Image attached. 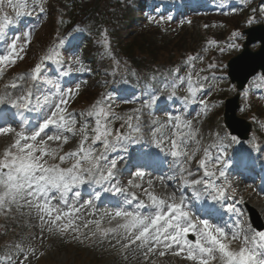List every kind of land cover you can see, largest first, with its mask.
<instances>
[{"label": "snow or ice", "instance_id": "6c2138e0", "mask_svg": "<svg viewBox=\"0 0 264 264\" xmlns=\"http://www.w3.org/2000/svg\"><path fill=\"white\" fill-rule=\"evenodd\" d=\"M9 3H11V0H9ZM32 5L38 8L41 13L45 11L42 0H32ZM28 7V0H17L14 5L16 17L23 14L30 15V12H26ZM15 22L7 14L0 15V36H3L5 29ZM251 22L252 18H249L248 23ZM232 35L234 38H239L240 36L237 32ZM30 36V33H25V45L19 48L17 47V41L13 40L8 45L10 51L7 54L0 55V76L3 75L7 66H15L17 60L25 58V47L31 43ZM100 37L99 43L102 44L106 55L111 57L112 52L106 31H102ZM64 43L63 39L59 40V46ZM208 43L212 44L215 42L209 41ZM230 46L237 47V45ZM21 53H24V55H21ZM43 59L58 64L63 63L61 54L56 47L50 48ZM187 59L193 60L194 58L188 57ZM74 62L77 64L81 63L79 57H76ZM41 67V63L35 64L31 69L30 77L21 73L16 77L15 81L10 85H6V87H11L12 89L22 87V84H18L16 81H37ZM208 67L214 68L215 65L210 64ZM79 70H85L82 64ZM88 70L90 71V69ZM196 75L199 78V73ZM46 83L59 92L60 85L58 83L50 79ZM33 86V84H29L24 94L10 100L11 107L22 111L29 110L33 96ZM79 87L77 85L76 89H68L67 92L62 93L59 102L54 103L50 113L46 115V118L39 124L38 129L33 131L31 135H27L23 129L15 130L10 126H0V136H7L13 132L15 135L13 142L5 148L2 156H0V212L6 215L13 206L18 209L28 208L30 212L35 211L41 233L47 232L63 237L70 232L73 234L72 238L81 243L83 242L81 236L84 239L96 236L101 238L111 237L120 246V251H131L134 258L135 254L139 253L143 257L145 264H149V262L154 264L151 261V257L157 254L161 258L166 257L168 254L175 257L183 256L184 259L192 261L193 264H213L217 260L221 264H264V231H253L250 225L239 224L236 231L229 233L222 227L210 225L208 220L205 219H199L198 222H194L192 215L185 210L186 205L183 194H181L179 202H177L175 194L169 196L168 199H164L145 189V195L150 201V207L155 210L153 214L145 215L139 211L128 210L106 211L100 215L99 219L87 220L82 226L83 229H89V226L94 227L86 233L83 232L81 225L76 223L80 219L78 214L82 209L68 203V194L85 183L102 184L105 181L114 179L117 162L115 159L109 161L107 152L115 151L121 141H128L129 143H137L138 141L134 137L121 135L119 131L115 133L114 140L109 139V137L113 136V131L105 121L108 117L115 116V114L111 112L110 106H105L106 102L111 98L103 97L101 100L96 101L91 106V110L86 113L89 118L95 117V127L92 129L94 135L91 137V144L85 147L90 136L87 131L88 124L84 123L79 128L82 138L79 142L78 150L57 156L59 148L50 147L48 142L56 141L66 144L69 141V136L65 133L75 134L77 120L72 114L67 113L66 107H62V105L66 106L68 104V100L63 97L68 96L71 98L78 92ZM171 87L175 89L176 83L173 82ZM188 93L192 97L196 94V90L191 85V77H189ZM172 95H175V92ZM150 97V100L145 103L146 107L155 104L159 99L154 93H151ZM4 100V96H0V104L4 103ZM201 103L203 104L204 101H201ZM51 104H53V101L46 95L43 98V104L37 98V105L32 110H42L45 105ZM81 115L83 116L85 113H81ZM116 118L118 119L119 117ZM136 119L138 120L139 117H136ZM174 119L176 131L174 132L175 138L170 141V154L172 157L177 158L179 171L183 179V173L186 169L183 167V162L180 158L186 157L187 162H191L198 148L193 149L189 153L187 149L188 142L192 140L199 144V141L196 139V132L192 129V121L182 120L180 116H176ZM129 120H131V117H129ZM50 126L55 128L54 134L47 135L46 139L42 138L41 134L45 133V130L49 129ZM128 127L134 132H139V128L133 127L131 123L128 124ZM184 128L189 129V131L185 133L182 130ZM38 138L40 139L38 140ZM235 139V137H232L233 141ZM97 142H101L103 146V151L100 154H96L95 151L94 145ZM121 147H123L124 151H127L126 145H121ZM46 157L52 160L58 159L59 163L48 164ZM69 159L74 162L67 168L61 167ZM210 159L209 150L204 149V158L199 160L198 164L201 169H204L203 175L205 177L215 175L214 172L207 170V162ZM219 160V156L216 157L217 164ZM101 162L104 163L102 164ZM144 175L143 171L134 173V176L139 178H143ZM188 175L191 176L192 173L189 171ZM219 175L221 177L225 175L222 168L219 170ZM189 183L193 186L203 184L205 190L211 189L216 193V195H212L213 200L223 199L226 195L224 188L217 187L212 181L200 179L190 182L184 181V186H189ZM129 184H132L131 180ZM134 186L140 187L139 184ZM112 188L116 192L124 191V189L115 185ZM109 190L111 189H104V191ZM53 191L59 194V201L65 205L66 210L53 204V198L49 195ZM79 195V192H75V197H79ZM96 197H99V192L96 193ZM193 197L199 199L200 194L194 190ZM136 199V194L131 193V200H128V203ZM91 205V200L86 202V206ZM138 207H145L144 202L141 201ZM227 210L233 211L231 206ZM105 220L110 225L113 224V221L118 222L113 226L102 227V222ZM190 233L195 236L194 241L188 239ZM234 240H240L238 251L231 250L230 244ZM13 247L22 256L18 264H27L29 256H35V249H26L21 243H16ZM0 264H16V262L11 255H7L0 258Z\"/></svg>", "mask_w": 264, "mask_h": 264}, {"label": "rangeland", "instance_id": "374dc122", "mask_svg": "<svg viewBox=\"0 0 264 264\" xmlns=\"http://www.w3.org/2000/svg\"><path fill=\"white\" fill-rule=\"evenodd\" d=\"M8 15L16 21L15 23L17 25H21L23 29L24 28L31 29V27H28L29 23L27 24V21H24L20 16L15 17L14 12H11L8 10ZM218 25H221V24L218 23ZM222 27L225 28V26H222ZM38 28L39 29L36 28L37 30L35 33H33V31L31 30L26 33H30L31 34L30 38H33L34 36H37L38 33H43V30L46 29V26L44 24H41ZM218 29L219 28L217 26V28H214V31H217ZM19 37H20V34L15 35L13 38L11 37L10 38L11 42L13 40L17 41ZM21 38H22V43H25V40H23V38H25L24 34L21 36ZM232 41H236L235 44L237 45L238 40L233 39ZM9 44H7V48ZM24 45L22 44L21 46H24ZM44 45L45 44H41L38 41H35L34 43H31L30 45H27L25 47V52H26L25 58L23 60H17V64L20 67L19 69L20 71L31 66L29 63H30V59L33 57L32 52L35 50H43ZM251 48L254 49L253 47ZM238 49H239V46L235 47L231 51L227 49L226 53L231 55L233 53H236ZM5 50H6V47H5ZM21 55H24V53H21ZM9 66L12 67L11 65ZM77 85H75V87L72 86L71 89H76ZM79 86H80L79 90L82 91L84 87H82L81 85ZM64 97L65 99L68 100V104H69V103H72L75 95L71 96V98H69L68 96H64ZM258 99L256 98L255 105H257L258 107H264V102ZM51 105H48V107ZM262 112L263 111L261 110V113ZM37 114L38 113L36 112V115ZM167 117L165 115L159 114L158 116H156L155 119L157 121H161V122H164L165 124H168L169 121ZM217 124L220 126L219 121L217 122ZM79 126L80 124L77 123L75 126L76 128L75 134L65 133L66 135L69 136L68 143L63 144L62 142L51 141V142H48L49 146L52 148L62 147L61 151L63 152V154L69 151H77L79 148V139L81 137V133L79 132ZM108 126L113 131V125L109 124ZM3 127H6V126L4 125ZM149 128H150V125L148 124V129ZM13 133H9L7 136H0V155L3 154V151L5 150V148L8 145H10L15 139V136ZM28 135H31V134L28 133ZM47 135H52V134H43L41 137L46 139ZM156 135L158 136V138H161L162 136L164 138H168L167 127L160 128V135H158V131L156 130L150 133V136H156ZM39 139L40 138H38V140ZM164 143L168 145V140H166ZM262 145H263L262 147L264 148V143ZM46 159L48 161V164H51L52 159L47 158V157ZM121 160L122 159L119 158L116 161L117 167L121 163ZM134 173L132 172L125 173L123 177H121L118 180V188L124 189L123 192H129L130 194L135 193L139 201H143L147 197L145 195V191H144L145 189L153 193H156L157 196L159 194L160 197L166 198V199H168L169 196L174 194V191H172L169 187L165 186L163 183L160 182L161 183L160 185H156L158 184V181H160L161 179L155 180L151 178V176L148 174H145L143 178H139V177H135ZM130 180L132 181L131 185L129 184ZM232 181L233 183L232 184L230 183L229 185L234 189V192L236 194H239L242 185L236 182L235 180H232ZM137 184H139L140 187L134 186ZM75 191L79 192L78 190L74 189L73 192ZM69 194H68V197H69ZM75 207L82 209L81 212L78 214L80 216V219L76 221V223L81 225V227L87 220L99 219L100 215L106 212L105 210H98L91 206H89L90 208H88L86 204H82V203L79 205L78 204L75 205ZM114 211H116V209L108 210V212H114ZM11 218H12V221H10V227L12 228L13 225H16V226H15V229L12 231V233H7V236L10 237L11 239L8 241L9 242L8 246H0V252L3 254L6 252L7 253L9 252L10 255L13 257V260L16 262V264L19 262L20 259H22V256L13 247L14 244L16 243H21L22 246L26 249H35V256L30 255L28 261H33L32 263L37 262L36 264H46V263L47 264H74V263L76 264L77 262L78 264H81L82 262L85 264H145L143 257L140 256L139 253H136L135 258H134L133 253L131 251L129 252L120 251V246L116 244V241L111 239V237L101 238L100 236H96L94 238L84 239L83 236H81V240H83V242L81 243L77 240H74L72 238L73 234L70 232L63 237L52 235L47 232L41 233V229L38 226L39 220L36 216L35 211L30 212L28 208L18 209L16 208V206H13L11 208ZM116 222L118 221H113V224L110 225L107 222V220H105L102 222V227L113 226ZM93 227L94 226H89V229H83L82 227V231L86 233ZM39 257L41 258L38 260ZM169 257L171 258L174 257V259H176V257L171 254H168L166 256L167 259H169ZM178 258H180V261L187 262V264H193L192 261H188L184 259L183 256L178 257ZM161 259L162 258L159 257L158 254L153 255L151 257V261L154 262V264H160ZM149 264H151V262H149ZM216 264H219V263H216Z\"/></svg>", "mask_w": 264, "mask_h": 264}, {"label": "trees", "instance_id": "16d2710c", "mask_svg": "<svg viewBox=\"0 0 264 264\" xmlns=\"http://www.w3.org/2000/svg\"><path fill=\"white\" fill-rule=\"evenodd\" d=\"M80 4L85 9H89L93 5L95 7L94 11L97 14H100L102 18L101 24L112 25V20L110 15L111 14L117 15L119 14V11L122 12L123 17H117L115 18V20L127 19L126 15H124L125 11L122 10L120 4L119 3L115 4L113 0H80ZM111 6L115 7L114 12L110 11ZM123 25L127 29V31L126 33H122V37L123 40H127V41L123 42L118 46L119 49L121 50V52H118L119 56L116 59L118 62V64L116 65L119 71L122 70V72H124L127 70V68L137 64L139 61L136 60L140 58L142 54H146L145 57L147 61L145 64L147 63L151 64L155 62L154 58L161 50L168 52V55L170 56L171 48L177 46L169 42H164V40L162 39L160 40V43L162 42V44H158V42L155 41V38H151L150 31H147L146 30L147 28H144L143 31L139 32L138 34L131 33V31L129 30L128 20ZM157 44L163 46L161 47V50L159 49ZM168 47H170V49H168Z\"/></svg>", "mask_w": 264, "mask_h": 264}, {"label": "water", "instance_id": "95a60500", "mask_svg": "<svg viewBox=\"0 0 264 264\" xmlns=\"http://www.w3.org/2000/svg\"><path fill=\"white\" fill-rule=\"evenodd\" d=\"M262 52H258L257 55H261ZM257 68H264V59L262 62H258V63H252L251 65L248 64V66L246 67L244 74H243V78L240 80V83L242 84L247 78L248 76H250L252 73H254L256 71ZM233 66H231V71H230V75L234 77V70H233Z\"/></svg>", "mask_w": 264, "mask_h": 264}, {"label": "bare ground", "instance_id": "6f19581e", "mask_svg": "<svg viewBox=\"0 0 264 264\" xmlns=\"http://www.w3.org/2000/svg\"><path fill=\"white\" fill-rule=\"evenodd\" d=\"M246 196H247V195H246ZM259 202H260V201H259ZM253 203L255 204L256 202L253 201ZM257 206H258V207H261V209L264 210V206H263V204H262L261 202L258 203ZM230 221H231V220H228V221H227V222H229V223H227L228 226H231V225L233 224V221H231V222H230ZM231 228H232V227H231Z\"/></svg>", "mask_w": 264, "mask_h": 264}]
</instances>
